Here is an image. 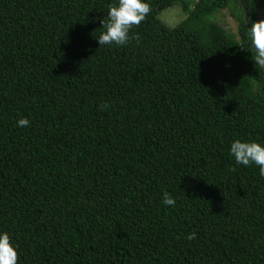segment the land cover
Returning <instances> with one entry per match:
<instances>
[{
  "label": "trees",
  "instance_id": "obj_1",
  "mask_svg": "<svg viewBox=\"0 0 264 264\" xmlns=\"http://www.w3.org/2000/svg\"><path fill=\"white\" fill-rule=\"evenodd\" d=\"M147 2L126 45L99 46L116 0H0V231L17 264H264V177L228 152L264 144L247 31L264 0Z\"/></svg>",
  "mask_w": 264,
  "mask_h": 264
},
{
  "label": "clouds",
  "instance_id": "obj_2",
  "mask_svg": "<svg viewBox=\"0 0 264 264\" xmlns=\"http://www.w3.org/2000/svg\"><path fill=\"white\" fill-rule=\"evenodd\" d=\"M149 12L150 5L147 0H116L115 4L109 5L106 17L99 21L102 31L96 38L97 43L99 46L126 45L130 28L143 21ZM247 31L254 53L253 61L259 66H264V19L251 22ZM28 125L29 120L23 116L16 120L17 127ZM228 152L236 164L258 166L259 175L264 177V144L254 140L236 139L230 142ZM161 202L166 206H174L176 203L175 198L167 191L163 193ZM195 236L196 233L192 232L186 239L192 240ZM17 260L16 246L9 233L0 231V264H17Z\"/></svg>",
  "mask_w": 264,
  "mask_h": 264
},
{
  "label": "rangeland",
  "instance_id": "obj_3",
  "mask_svg": "<svg viewBox=\"0 0 264 264\" xmlns=\"http://www.w3.org/2000/svg\"><path fill=\"white\" fill-rule=\"evenodd\" d=\"M160 17L168 25L173 26L177 24V22L180 21L184 16L182 11L179 9V7H177V9L171 11H167V10L163 11ZM215 20L219 22L222 26H224L228 32L237 36L238 24L228 9L220 10L216 14Z\"/></svg>",
  "mask_w": 264,
  "mask_h": 264
}]
</instances>
